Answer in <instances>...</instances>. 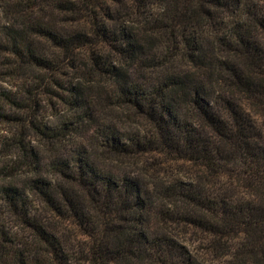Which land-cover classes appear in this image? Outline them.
<instances>
[{
  "label": "trees",
  "instance_id": "1",
  "mask_svg": "<svg viewBox=\"0 0 264 264\" xmlns=\"http://www.w3.org/2000/svg\"><path fill=\"white\" fill-rule=\"evenodd\" d=\"M0 148V264H264V0H0Z\"/></svg>",
  "mask_w": 264,
  "mask_h": 264
},
{
  "label": "rangeland",
  "instance_id": "2",
  "mask_svg": "<svg viewBox=\"0 0 264 264\" xmlns=\"http://www.w3.org/2000/svg\"><path fill=\"white\" fill-rule=\"evenodd\" d=\"M52 102L51 104L47 103L46 106H45V109L43 110V115L45 117H47L49 115V120L52 121V122H55L57 119H58V116L56 115V110L54 108H52V105L54 104V102L56 101V98H53L51 99ZM58 107V106H57ZM58 109V108H57ZM25 111H17L15 113L16 116H19L21 118H25L26 117V113H24ZM28 112V111H26ZM53 115V116H50V115ZM125 122H123V126H125ZM12 128L13 126L10 125ZM37 144V143H35ZM46 151L44 152V150L42 151V157H43V164H49L51 158H49V153L50 151L48 152L47 148L45 147ZM0 151H1V148H0ZM5 154V153H4ZM4 154L0 153V170L1 168L7 163V156L4 157ZM54 154H56V150L54 151ZM52 155H53V152H52ZM105 166L107 167V169L111 170L113 173H115L116 175H123L125 173H127L128 171H132L134 170L133 167H130V166H126L125 164H122L120 162H110V161H107L106 163H104ZM141 172V171H140ZM146 177V176H145ZM147 178V177H146ZM148 179V178H147ZM18 186L23 188V183L22 182H19L18 183Z\"/></svg>",
  "mask_w": 264,
  "mask_h": 264
}]
</instances>
